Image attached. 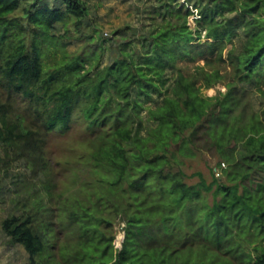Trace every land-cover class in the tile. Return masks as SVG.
Here are the masks:
<instances>
[{"label": "trees", "instance_id": "obj_1", "mask_svg": "<svg viewBox=\"0 0 264 264\" xmlns=\"http://www.w3.org/2000/svg\"><path fill=\"white\" fill-rule=\"evenodd\" d=\"M27 2L29 44L7 19ZM142 6L138 28L108 40L87 24L68 53L53 31L73 23L81 32L85 1L0 0V96L19 98L31 124L19 130L0 102V146L35 148L41 183L15 201L1 231L27 264H264V0ZM199 60L192 72L179 66ZM218 83L224 93L201 92ZM74 125L88 138L61 191L38 144ZM201 152L227 162L225 180L195 172L198 182H186L185 161Z\"/></svg>", "mask_w": 264, "mask_h": 264}, {"label": "rangeland", "instance_id": "obj_2", "mask_svg": "<svg viewBox=\"0 0 264 264\" xmlns=\"http://www.w3.org/2000/svg\"><path fill=\"white\" fill-rule=\"evenodd\" d=\"M49 6L54 7L59 3V0H43ZM89 8L90 14L88 19H85L82 25V31L78 33L73 26V23L68 26V31L62 25H57L53 31L54 35L59 39L68 41L67 52L73 53L81 45L79 36L86 33L85 30L90 31L86 25H97L100 30V37L102 39L112 40L115 39L113 32L130 27L131 29L138 28L143 22V6L145 0H83ZM32 2V1H31ZM30 4L25 3L22 9L16 11L14 14L7 17L8 20L16 19L25 28V35L27 43L29 44L32 35V28L27 26V21L23 20L24 8L29 7ZM193 14L188 18V24L191 28L195 27L194 18L197 14L195 9H191ZM78 34V35H77ZM204 32L201 34V41H204ZM117 38V37H116ZM107 43H109L107 41ZM108 45V44H106ZM60 59V53L56 57ZM53 58H49L51 61ZM108 63V57L105 61ZM203 65V61L199 60L190 63H181L179 66L186 72H192L197 66ZM221 74H225L228 69L225 65H220ZM226 83V81H224ZM220 91H226L224 83H218L214 87L204 90L202 93L205 96L211 97ZM0 102L10 105L11 110L7 116L9 122L20 124L19 130L22 131V122L29 127L30 119L26 118L24 114V103L15 98L14 96L8 97L7 95L0 96ZM32 128V127H31ZM88 136L85 135L83 128L74 125L72 129L63 136L45 135L43 143L38 144L41 147V153L44 157L47 168L50 170V177L54 174L53 180L57 185V190L68 191L71 185L70 166L74 156L83 150V143L87 140ZM39 147V148H40ZM35 157L38 151L33 147L24 146L22 142L14 141L11 146H0V264H27L28 257L20 246L11 245L8 239L1 231V221L13 213L14 203L19 197H25L27 191L31 189L36 183L40 185V175L33 176L32 174V155ZM220 166L218 167V164ZM224 163V167H222ZM228 164L226 161L215 157L210 152H201L197 154L194 159L186 160L183 166V171L186 174V182L194 184L198 182V178L194 176L195 172L203 174L207 182H211L213 172H219L221 179L225 180V173L221 169H227ZM76 184L75 186H77ZM31 186V187H30ZM123 224H117L118 233L114 241L117 248L121 247L124 234L121 230ZM264 246V243H262ZM232 264H240L238 261L233 260Z\"/></svg>", "mask_w": 264, "mask_h": 264}, {"label": "built area", "instance_id": "obj_3", "mask_svg": "<svg viewBox=\"0 0 264 264\" xmlns=\"http://www.w3.org/2000/svg\"><path fill=\"white\" fill-rule=\"evenodd\" d=\"M196 16V15H195ZM225 165H224V163H222V167H224ZM217 177L220 175L219 174V172H216V174H215Z\"/></svg>", "mask_w": 264, "mask_h": 264}]
</instances>
